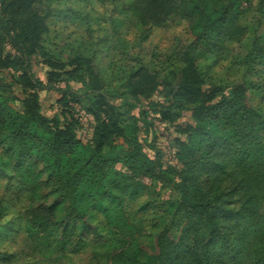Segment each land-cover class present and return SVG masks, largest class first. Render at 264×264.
Returning a JSON list of instances; mask_svg holds the SVG:
<instances>
[{
    "label": "trees",
    "instance_id": "16d2710c",
    "mask_svg": "<svg viewBox=\"0 0 264 264\" xmlns=\"http://www.w3.org/2000/svg\"><path fill=\"white\" fill-rule=\"evenodd\" d=\"M85 1L0 0V75L10 81L0 77V90L10 89L17 103L0 102L2 156L17 155L13 164H0V240L13 250L6 258L0 252V261L32 259L18 231L25 223L43 234L55 226L61 240L85 243L88 264H264V153L257 160L242 157L264 123V112L248 99L253 66L247 61L264 59L263 18L253 15L249 0H102L120 14L126 34L142 36L169 24L184 28L191 41L176 53L168 77L135 67L120 94L132 103L155 95L164 101L158 115L174 130L168 155L178 161L170 165L153 143V156L145 153L128 124L131 104L111 100L93 53L58 57L46 48L55 11H71L83 22L93 47L111 38L113 25L110 31L103 23L95 27L90 15L84 19L73 10ZM234 41L242 49L217 61ZM42 91L59 94L52 116L41 113ZM186 107L194 126L177 121ZM84 125L89 134L82 143L78 131ZM197 125L226 136L209 135L193 150ZM27 160L65 174L55 196L29 201L19 180ZM64 161L74 165L63 170ZM152 187L159 196L137 200ZM165 203L176 210L172 222L157 227L152 219L144 226L146 214Z\"/></svg>",
    "mask_w": 264,
    "mask_h": 264
},
{
    "label": "rangeland",
    "instance_id": "374dc122",
    "mask_svg": "<svg viewBox=\"0 0 264 264\" xmlns=\"http://www.w3.org/2000/svg\"><path fill=\"white\" fill-rule=\"evenodd\" d=\"M252 5L253 15L260 16L264 22V0H249ZM105 2V0H104ZM102 0H86L85 2H76L74 9H79L83 14V18L87 19L90 15L94 22V26L101 25L103 23L108 31L113 25V31L111 38L99 46L93 47V45L86 39L87 37L83 33L86 27L71 11H55L50 23V32L47 36L46 48L58 57L66 55H75L76 53H82L95 56V61L98 64L101 72L105 75L107 82V94L112 101H115L118 105L122 103L131 104L130 120L128 124L137 132L138 139L144 148L145 153L152 157L153 152L149 148L152 143L157 149H160L162 155L165 154V164L176 165L177 159L168 155L170 151L171 132L173 128L167 129V126L163 124L158 115L160 106L165 107L164 101L155 95L148 100H141L140 103H132L128 98L121 97V93L126 91V79L128 74L135 67L148 68L150 71L159 74L162 77H168L169 71L176 67L177 56L176 53L184 46L188 47L191 43L189 37L186 35L184 28L174 27L166 24L159 28H153L149 33L139 36L138 34H126L122 31L120 26L119 13L112 12V6L104 3ZM87 5V7H86ZM122 31V32H121ZM219 53L217 61L231 56L235 52V48L242 49V47L232 43L231 48L226 47ZM247 52V50H245ZM244 49L240 51L243 55ZM251 54V53H250ZM247 61L253 66V70L248 78V84L250 83L251 89L248 91V99L254 108L260 112H264V94L259 90L264 81V59L254 56H248ZM35 74L39 78H43V71L40 67L35 68ZM0 77L7 83H10L6 74H1ZM7 79V80H6ZM72 89H77L78 86L74 84L68 85ZM62 88L65 86L62 85ZM262 89V88H261ZM10 89L0 90V102L3 105H11L17 108V103H14L10 96ZM14 93L22 98L20 88L13 85ZM40 104L41 113L44 116H52L57 112L56 99L59 97L57 91L40 92ZM190 108L186 107L180 110L178 118L179 123L190 122ZM81 113V112H80ZM178 112L173 113L177 115ZM84 122V118H82ZM196 125V124H195ZM78 131V137L83 143L88 138V129L86 125ZM194 126V124H193ZM199 131H192L190 144L193 150H200L206 142V137L214 133L226 136L225 133L215 131L213 128H204L202 125H197ZM254 141L251 146L242 151V157L248 160H257L258 155L264 153V123L259 127ZM16 152L13 150L7 157L2 156V150L0 148V164L11 163L15 160ZM17 156V155H16ZM76 156L69 161L75 160ZM170 159V160H168ZM63 162L62 169L67 170L70 165L74 163ZM22 174H19V180L26 183L29 192V201L37 202L46 197H53L60 191L62 180L65 178V174H59L54 169H46L35 164L34 162L27 160L23 162ZM143 183L149 185V180L144 179ZM152 192V194H151ZM159 188L152 187L150 191H147L145 196H141L139 193L137 200L141 202L144 199L148 200L150 196L157 197L160 195ZM142 193V192H141ZM168 192L163 196L164 199H168ZM55 198V197H54ZM53 199V198H52ZM139 202V203H140ZM176 210L171 208L169 204L165 203L163 206H158L156 209L151 210L145 216L144 226L147 221H152L158 227V225L168 224L172 222L173 216ZM3 213V212H2ZM10 211L6 212L9 215ZM7 216L6 219H8ZM59 220V219H58ZM1 223V222H0ZM55 225V224H54ZM50 232L43 234L36 229L28 226L27 224H19L18 231L22 233L28 244H30V250L33 254L31 260L26 264H88L89 254L87 252V246L85 243L78 241L77 239L69 238L67 240H61L60 234H58L56 227ZM62 241V242H61ZM4 239L0 240V250L3 253L2 258H6L8 254L12 253V249H8L7 243ZM8 249V250H7ZM7 262L0 261V264H16L15 259H5Z\"/></svg>",
    "mask_w": 264,
    "mask_h": 264
}]
</instances>
